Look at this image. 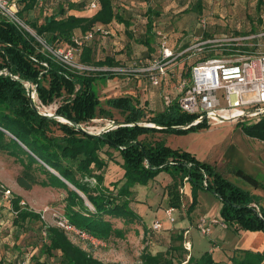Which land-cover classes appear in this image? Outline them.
<instances>
[{"label":"trees","instance_id":"obj_1","mask_svg":"<svg viewBox=\"0 0 264 264\" xmlns=\"http://www.w3.org/2000/svg\"><path fill=\"white\" fill-rule=\"evenodd\" d=\"M17 1L21 6L20 17L54 49L64 43L75 44L74 37L93 30L99 23L108 26L117 20L127 29L132 25L119 12L116 0H96L99 6L93 8L90 15L70 13L73 9L84 10L88 0L68 1L42 21L39 18L30 20L27 16L38 5H45V1L41 4V0ZM263 4L264 0H258L257 8L261 10ZM203 8L202 0H198L186 11L201 13ZM147 14L146 32L140 42L147 46V56H151L156 50L153 9L149 8ZM95 53L93 43H84L79 62L93 67L120 65L114 56L97 59ZM116 76L112 70L77 69L63 63L45 49L37 37L0 13V153L21 162L23 172L17 176L18 184L25 190H32L35 185L65 190L63 215L68 221L76 228L110 242L125 237L137 225L147 229V237L159 232L153 230L152 225L148 227L136 209V187L145 186L162 172H167L172 178L166 186L170 207H182L181 188L189 183L192 200L188 213L198 205L199 190L206 189L221 200V218L228 227H233L236 232H264V206L259 195L236 185L216 163L201 160L183 148H174L158 136L209 128L207 121L189 126L199 114L182 110L178 99L162 110L150 111L148 101L123 94L109 97L106 100L108 107H104L96 82ZM28 84L35 86L43 105L61 100L54 112L57 117L43 115L33 106ZM111 109H117L122 118H115ZM100 116L111 118L117 126L100 134L80 129ZM242 131L264 142V116L256 122L243 124ZM115 152L120 161H115ZM109 160L119 164L123 173L119 178L107 181L105 170ZM236 172L254 187L260 186L261 182L249 172L242 168H237ZM4 190L0 182V196ZM21 200L20 196L11 200L15 224L22 227L27 222L42 221L46 233L41 248L43 254L32 255L29 264H123L104 262L95 257L75 243L63 228L46 225L41 213L23 207ZM163 246L165 249L155 253L146 249L138 264H223L216 261L209 250L201 255H190L183 233L175 231ZM55 256L59 259L52 262ZM25 261L26 258L16 264ZM263 262L264 250L239 249L231 258V264Z\"/></svg>","mask_w":264,"mask_h":264},{"label":"rangeland","instance_id":"obj_2","mask_svg":"<svg viewBox=\"0 0 264 264\" xmlns=\"http://www.w3.org/2000/svg\"><path fill=\"white\" fill-rule=\"evenodd\" d=\"M68 1L72 0H50L48 6L38 5L27 16V19L39 18L43 20L47 14L58 10L60 4ZM91 1L88 0L83 14L90 15L93 13L94 10L90 6ZM116 1L119 12L131 21V27L127 29L123 24L103 27L104 31H97L91 43L95 45V56L97 59H104L107 55H112L118 59H123L124 63L121 66L131 65L134 61L150 57L147 56V46L140 42L146 32L149 8L153 9L154 46L156 49L161 36L165 33L169 35L170 43L174 47L184 48L188 47L192 39L196 38L202 41L208 38L209 36L207 37L205 34L211 35L226 30L239 33L264 31V4L261 10L258 9V0H202L204 8L201 13H197L194 10L186 11L194 6L198 0ZM203 17L208 21L207 29L200 24V19ZM30 28L32 33H36V30L32 27ZM154 53L155 51L151 56ZM75 62L93 70H110L116 67L87 66L79 62V56L75 58ZM180 69V66L177 67L175 77L172 79L174 83H178ZM122 77L131 78V76L118 74L114 78L96 82L97 92L102 101L101 105L108 107L106 100L109 97L128 94L126 91L130 82L127 80L128 84L127 81L122 84L120 79ZM141 81V86L138 87L139 97L142 102L146 101V97L148 98V110L158 111L161 108L158 105L159 101H161L162 106L164 102L162 90L154 87L146 80ZM136 83L138 84V81ZM156 98L158 101H156ZM35 99L44 111L52 113L55 112L61 102L60 99H57L51 105H43L38 98L37 92ZM111 110L114 112L115 118H122L117 109ZM111 123H113L111 118L100 116L88 123L86 128L93 132H101ZM243 124L248 123L225 121L209 128L201 127L185 133L170 132L168 134H159L158 136L174 148H183L192 152L201 160L216 163L218 169L225 173L236 185L246 190H253L254 186L238 176L236 169L243 168L251 173H264V142L245 134L242 131ZM114 155L115 161H118V158H120L118 152H115ZM103 156L108 158L105 153H103ZM114 163V161L109 160V166L105 170L107 181L115 180L121 175L120 168L115 166ZM22 172L23 166L19 160L0 153V182L4 189L11 190L9 199L0 196V264H16L24 258L30 263L32 255L43 254L41 248L46 233L42 221L27 222L22 227L16 225L14 222L16 214L11 206L13 197L20 196L22 198L21 201L24 202L21 204L23 207L33 209L41 213V215L45 210H48L43 219L46 225H56L55 216L51 211L64 213L65 210V190L39 185H35L32 190H25L17 182V176ZM160 175L157 179L159 180L158 182L151 180L144 187H142L143 185L138 186L142 188L138 189L139 197L137 200L138 203L148 207L149 212L152 214V221L158 219L164 223V227L159 232L156 234L151 233L147 237V229L145 230L143 226L137 225L135 227L132 226L133 228L127 232L125 237L116 238L110 242L100 239L91 241L74 232H67L70 238L104 262L118 261L123 264H138L140 263L141 254L146 249H150L154 253L160 249H165L163 244L165 243L166 245V240H169L170 235L174 233L166 229L165 226L178 225L180 228H184V226L191 223L198 229L197 223L200 218L204 217L208 222H212L214 219L218 220L217 223H219V220L222 221L221 200L206 189L199 190L198 205L192 213H188V207L192 200L190 187L184 192L181 191L183 193V204L180 209L176 208L173 214L175 221L171 222L165 211V209L170 207L166 190L167 175L170 174L162 172ZM152 221H150V224ZM217 223H212V225L215 226ZM192 235L193 242L197 246L206 248L204 247L206 245L211 248L212 242L205 237H208V235L202 234L199 229L196 232L193 231ZM58 259V256H55L52 258V262L58 261Z\"/></svg>","mask_w":264,"mask_h":264},{"label":"built area","instance_id":"obj_3","mask_svg":"<svg viewBox=\"0 0 264 264\" xmlns=\"http://www.w3.org/2000/svg\"><path fill=\"white\" fill-rule=\"evenodd\" d=\"M90 6L98 8L99 4L94 0ZM20 8L17 0H0V13L37 37L44 48L58 60L73 68L90 69L76 63L75 58L81 54L84 43L91 42L97 31H104L103 27L97 26L84 35L74 37L73 45L61 44L54 49L37 33H32L30 26L19 15ZM207 22L204 17L200 19V24L205 29ZM44 64L47 65L46 62ZM179 66L180 77L178 83H174L172 79ZM110 70L117 75L141 77L154 87L160 88L163 108L178 99L182 110L199 114L189 126L203 120L210 126L225 121L253 123L264 116V31L239 33L226 30L213 33L202 41L192 39L188 47L184 48L174 47L170 43L169 35L165 33L152 56L134 61L131 65L120 64ZM38 107L44 113H52L44 111L39 104ZM107 127L114 128L116 124L113 121ZM184 190L186 184L181 188L182 192ZM10 194L11 190L5 189L3 197L9 199ZM175 210V207L166 209L171 222L175 221ZM47 212L45 210L42 213L43 219ZM51 212L55 216V224L66 232H74L91 241L98 239L76 228L63 213ZM217 222V219L208 222L203 217L198 220L197 227L202 234L209 236L212 233V223ZM163 227L164 223L160 220L152 224L155 231H160ZM27 263L28 261L23 262Z\"/></svg>","mask_w":264,"mask_h":264},{"label":"crops","instance_id":"obj_4","mask_svg":"<svg viewBox=\"0 0 264 264\" xmlns=\"http://www.w3.org/2000/svg\"><path fill=\"white\" fill-rule=\"evenodd\" d=\"M43 1H45V6L49 5L50 0H41L40 4ZM55 11H59V9L55 10ZM84 11H85V9L84 10L73 9V10H70V13L76 14V15H85V14H83ZM41 21H42V19H41ZM114 24H119V25L123 24L125 26V24L123 22H119L117 20H114L108 26H111ZM108 26H105V25L100 24V23L98 24V27H108ZM115 59L118 60L120 62V64L124 63L123 59H118L116 57H115ZM120 79L122 81V84L125 83V81H127V80L130 82L129 83L127 81V84L129 83V88L126 91V92H128V94L139 96L138 95L139 94L138 87L141 86V83H142L141 80L142 79H138V78H134V77L133 78L122 77ZM132 80H134L135 82ZM136 81H138V84L136 83ZM145 100L148 101V98L146 97ZM156 101H158L157 98H156ZM158 105L161 107L158 110H162L163 106H162L161 101H159ZM118 160L120 161V158H118ZM115 166H118L121 170V173H123V169L121 168V166L119 164H115ZM244 171L248 172L247 170H244ZM249 173L254 175L261 182L260 186L254 187L253 190L250 189L249 191L259 195L262 198L261 205L264 206V173H251V172H249ZM160 176L161 175H159L155 179L157 182L159 181L157 179ZM167 176H168V183L167 184H169L172 181V178L170 175H167ZM142 187H144V186H142ZM142 187H138V186L136 187L138 194H139L138 189H141ZM190 187L191 186L189 183L186 184L187 190L190 189ZM134 205H135L136 209L138 210L139 214L143 217L144 222L146 223V225L148 227H150L154 221L158 220V219H154L152 221V219H153L152 214L149 212L148 207H145L142 203L137 202ZM165 211H166V209H165ZM150 221H152L151 224H150ZM195 222H197V221H195ZM174 227H176V228L174 229ZM165 228L169 229L171 232L176 231V232H179L180 234L183 233L185 248L188 250L190 255L191 254L192 255H201L204 252V250L205 251L209 250L212 252L215 260L223 262V264H231V258L234 255H236V251L239 249L240 250L250 249L253 251H263L264 250V232L263 231L240 230L239 232H236L233 227H228L223 221H220V220H219V223H217L215 226L212 227V234L209 235L208 237L205 236L206 238H208L212 242L211 248H210V246L208 247L206 245H204V247H206V248H203V246H197L193 242L192 232L193 231L196 232L198 229L196 228L195 225H192L191 223L184 226V228H180L178 225H170L169 227L165 226ZM195 229H197V230H195ZM190 255H188V257ZM262 264H264V262Z\"/></svg>","mask_w":264,"mask_h":264},{"label":"water","instance_id":"obj_5","mask_svg":"<svg viewBox=\"0 0 264 264\" xmlns=\"http://www.w3.org/2000/svg\"><path fill=\"white\" fill-rule=\"evenodd\" d=\"M35 88H34V86L32 85V84H28V91H29V96L31 97V101H32V104H33V106L35 107V108H37V109H39L40 110V108L38 107V104H37V102H36V99H35V92H36V90H34ZM41 111V110H40ZM41 113L43 114V115H46V116H50V117H57V116H55V113H51V114H48V113H44V112H42L41 111ZM62 120H64V121H67V120H65V119H62ZM116 124V123H115ZM117 126V125H116ZM110 127H107L106 129H104V130H107V129H109ZM82 131H84V132H88V133H93V134H100L101 132H93V131H90V130H88L87 128H85V127H83V126H81V128H80ZM103 130V131H104Z\"/></svg>","mask_w":264,"mask_h":264}]
</instances>
